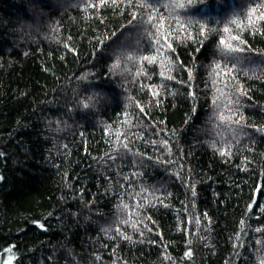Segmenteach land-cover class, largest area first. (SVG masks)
Segmentation results:
<instances>
[{"label": "trees", "instance_id": "16d2710c", "mask_svg": "<svg viewBox=\"0 0 264 264\" xmlns=\"http://www.w3.org/2000/svg\"><path fill=\"white\" fill-rule=\"evenodd\" d=\"M261 14L0 0V264H264Z\"/></svg>", "mask_w": 264, "mask_h": 264}, {"label": "snow or ice", "instance_id": "6c2138e0", "mask_svg": "<svg viewBox=\"0 0 264 264\" xmlns=\"http://www.w3.org/2000/svg\"><path fill=\"white\" fill-rule=\"evenodd\" d=\"M255 11H256V6H253V8L250 10L249 12V21L251 22V17L255 14ZM262 19H264V14H261V17ZM225 31L227 32L228 29H225ZM233 39H236V37H233ZM225 42L224 41H221V44H224ZM145 59H147V57H145ZM191 253L189 252L188 255H190ZM8 264H11V258H9V262Z\"/></svg>", "mask_w": 264, "mask_h": 264}, {"label": "rangeland", "instance_id": "374dc122", "mask_svg": "<svg viewBox=\"0 0 264 264\" xmlns=\"http://www.w3.org/2000/svg\"><path fill=\"white\" fill-rule=\"evenodd\" d=\"M132 36H133V35H131V34L126 35V36L123 38V40L126 41L127 39H129L130 42H132V44H135V41L132 40ZM129 40H127V41L129 42Z\"/></svg>", "mask_w": 264, "mask_h": 264}]
</instances>
